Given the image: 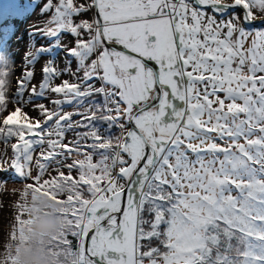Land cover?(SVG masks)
<instances>
[{
  "label": "snow or ice",
  "instance_id": "6c2138e0",
  "mask_svg": "<svg viewBox=\"0 0 264 264\" xmlns=\"http://www.w3.org/2000/svg\"><path fill=\"white\" fill-rule=\"evenodd\" d=\"M9 183L3 264L29 192L53 264H264V0H0Z\"/></svg>",
  "mask_w": 264,
  "mask_h": 264
},
{
  "label": "rangeland",
  "instance_id": "374dc122",
  "mask_svg": "<svg viewBox=\"0 0 264 264\" xmlns=\"http://www.w3.org/2000/svg\"><path fill=\"white\" fill-rule=\"evenodd\" d=\"M37 23L36 18H33L31 21L28 22L25 27H30L31 25H34ZM41 25L43 24V21H40ZM24 29H21V32H23ZM27 37H25V40ZM44 41H40V43H43ZM13 51L16 53L15 60H16V68L19 69L21 67V61L23 56L25 55V41L22 40L19 44H16L13 42ZM43 63V61H41ZM75 67V65H73ZM39 80V65H37V81ZM69 110H72L69 108ZM69 138H71V134H69ZM22 186L19 184H12L9 183L6 186V191L0 192V204H2V207H0V250L3 249V246L7 242V236L9 233V230L12 225L13 217H14V203L17 200V196L13 194L14 189H20ZM33 194L31 192L28 193V203L30 205L28 211L29 213L36 219V214L38 212H33L32 209L36 208L39 204V201L44 198L37 196L36 200L33 202L31 199V196ZM33 219V220H34ZM13 241L10 243L9 247L12 245Z\"/></svg>",
  "mask_w": 264,
  "mask_h": 264
},
{
  "label": "clouds",
  "instance_id": "9594fccd",
  "mask_svg": "<svg viewBox=\"0 0 264 264\" xmlns=\"http://www.w3.org/2000/svg\"><path fill=\"white\" fill-rule=\"evenodd\" d=\"M54 210L57 206H52ZM59 225L53 216H40L34 220L31 228L32 243L21 249L17 264H48L45 254L40 250L38 241L41 237L50 236L58 231Z\"/></svg>",
  "mask_w": 264,
  "mask_h": 264
},
{
  "label": "trees",
  "instance_id": "16d2710c",
  "mask_svg": "<svg viewBox=\"0 0 264 264\" xmlns=\"http://www.w3.org/2000/svg\"><path fill=\"white\" fill-rule=\"evenodd\" d=\"M53 205L54 204H52V202L48 201L46 198H42L39 201L38 206L36 207V208L39 209L38 213L36 214V219L39 218L40 216H45V217L53 216L56 219L55 213H56L57 209L54 210L53 207H52ZM45 211L48 212V215H44ZM36 219H34V220H36ZM34 220H33V222H34ZM32 225H33V223L30 225L29 228H26L24 230V233H23L24 239L23 240H21L20 237L17 236L16 240H14L12 245L9 247L11 255L16 259V264H17L18 254L20 253L21 249L24 248V247L29 246L32 243V240H31V228H32ZM50 236L41 237L39 239V241H38V246H39L40 250L45 254V256H46V258L48 260V264H53L54 257H52L48 253V251L46 249L48 238ZM0 264H3V262L0 261Z\"/></svg>",
  "mask_w": 264,
  "mask_h": 264
}]
</instances>
